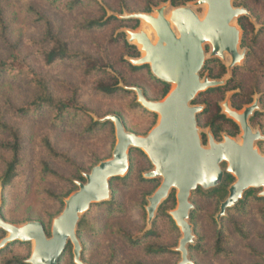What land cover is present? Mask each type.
<instances>
[{
	"label": "rangeland",
	"instance_id": "rangeland-1",
	"mask_svg": "<svg viewBox=\"0 0 264 264\" xmlns=\"http://www.w3.org/2000/svg\"><path fill=\"white\" fill-rule=\"evenodd\" d=\"M66 2L67 0L58 1L55 2L56 5L50 0H30L29 2L0 0V8L3 9L9 23L8 39L12 44L17 45L21 56L49 81L51 91L56 97L68 98L71 89L78 88L80 102L85 106L83 113L78 116L74 113L68 114L66 120L60 125L53 124L45 110L18 116L13 112V107L27 104L33 95V89L23 84L21 78L13 80L6 76L0 81V113L22 137L21 162L15 179L16 184L7 194L8 204L5 212L9 220L17 223L39 220L52 227V218L64 209L63 199L69 197L76 189L74 181L79 180V173H88L100 161L112 157L117 141L115 126L99 128L94 133L88 132L86 128L92 122V117L101 118L109 114H121L126 120L128 129L143 136L158 123L159 116L153 125L154 117L135 105L134 93L119 90L117 96L106 95L98 91V83L114 82L115 78H118L128 85L145 87L153 100L159 101L165 98L162 97L164 86L155 79L150 69L134 71L127 64L136 51L139 52L140 57L144 55L137 44L128 42L127 31L143 28L155 42L157 37L154 30L141 20L136 26L134 20L123 17L140 12L155 14V9L164 4H169L167 10L169 15L173 8L170 2L166 0H83L74 9L66 6ZM193 2L195 0L188 2L187 5L193 7L200 17H204L207 7L194 6ZM28 5H32L44 15V23L29 10ZM234 6L246 7L252 14L249 13V20L245 18L240 22L244 25L245 33L238 19L234 21V24L241 28V44L244 36L240 51L250 50L248 57L245 53V59L234 67L235 80L240 85V89L245 94H251L254 100L263 95L262 107L264 108V3L258 0H235ZM110 15H115L118 19H111L103 28H86L88 20L100 17L106 19ZM49 25L52 33L67 41L73 52H83L94 57L101 64L110 66L105 67L104 72L98 71L92 75H86L84 69L87 64L81 57L58 59L49 64L45 57L46 51L53 47V43L47 38ZM129 44L135 45L136 48H130ZM205 49L207 59L213 58L210 56L211 46L206 44ZM9 55L10 50L7 45L0 42V58H6ZM230 61L231 57L227 56L223 63L228 66ZM234 68L228 70V74L223 78L225 82L232 78ZM232 93L229 92L226 99L221 102L223 113H225L223 103L227 99L230 103ZM260 121L264 130V116ZM205 122L206 120L203 119V123ZM253 129L259 130L258 127ZM209 132V128L200 129V135L207 134L205 146H208ZM241 134L242 130L233 138L240 142ZM224 135L226 133L223 134V139ZM7 141H10L8 133L0 131V144ZM46 141H49L62 154V157L50 154ZM259 142L256 146L264 154V143L259 144ZM63 155L67 159H64ZM9 158L8 149L0 145V175L5 167L4 161ZM44 161H47L61 177L45 176L42 164ZM133 165V173L127 182L112 180L113 197L117 209L112 211L107 206L98 205L102 203L100 202L92 205L91 211L83 215H86V219L92 225L89 233L84 231L80 236L85 242L86 257L92 264H128L135 259H141L147 264H177L181 260V253L177 247L182 232L176 223L178 230L175 229L174 224L166 216H161L157 221L156 230L160 236L155 240L172 247L180 254L178 256L147 254L144 248L128 244L116 232L117 228L122 227L138 237L142 236L151 225L147 222L145 210L148 205L147 198L156 191L158 183L153 181L146 183L142 181L140 175L152 170L154 166L148 156L141 152L134 153ZM223 165L226 167V163ZM144 174L143 177H145ZM155 179L162 181L161 178ZM47 191L58 197L50 196ZM195 204L197 209L194 219V244L197 237L202 238L200 247L192 251V259L195 263L230 264L231 261H237L241 264H264V219L258 213L257 207L231 214V217L228 215L224 220L227 235L233 239L230 249L234 252L233 257L226 258L215 255L213 251L219 213L216 201L200 193L195 197ZM170 211L172 210L168 211L169 214ZM233 219L244 224L249 235L248 239L239 237L235 231ZM2 235L0 231V239ZM27 243H30V246L18 245L19 249L11 251L12 254L22 257L31 255L33 243Z\"/></svg>",
	"mask_w": 264,
	"mask_h": 264
},
{
	"label": "water",
	"instance_id": "water-1",
	"mask_svg": "<svg viewBox=\"0 0 264 264\" xmlns=\"http://www.w3.org/2000/svg\"><path fill=\"white\" fill-rule=\"evenodd\" d=\"M234 1L196 0L194 6L207 7L204 17H200L190 5L173 7L168 15L169 4L156 8V15L140 12L123 17L145 20L157 37L154 42L143 28L127 31L128 42L141 44L145 53L139 58H131L130 62L149 65L157 79L172 85L167 96L159 101L148 100L139 87L131 88L137 93V101L159 116L158 123L143 136L127 131L120 116H105L102 120H110L115 126L117 141L112 157L83 174L85 181L77 182L78 189L65 199L63 211L53 219L51 235H47L39 221L17 225L5 221L0 212V229L7 233L0 241V249L16 240L31 242L33 251L27 262L59 264L71 243L74 262L86 264L81 260L78 225L92 205L110 198V182L128 172L132 148L142 150L154 166L144 176L162 179L156 191L147 198L149 225L159 206L173 190L177 191V206L170 211L182 232L177 247L181 260L177 264H194L188 250L195 238L190 222L194 191L216 188L223 181L225 172L235 177L227 198L220 205L217 221L242 199L245 191L260 189L258 195L264 196V154L256 146L257 142L264 140V135L250 124L251 116L259 109V99L240 111L232 109L227 99L223 103L224 112L239 124L242 141L227 134L222 141H216L209 132L208 146L202 142L197 123V114L203 106L193 104L200 94L225 83L224 79L212 80L208 75L201 76L207 60L206 44L211 46V57L224 62L227 55L231 57L227 66L229 71L245 59L246 51H240L241 28L234 21L248 16L249 12L244 7H235ZM224 163L225 168L222 167Z\"/></svg>",
	"mask_w": 264,
	"mask_h": 264
},
{
	"label": "trees",
	"instance_id": "trees-1",
	"mask_svg": "<svg viewBox=\"0 0 264 264\" xmlns=\"http://www.w3.org/2000/svg\"><path fill=\"white\" fill-rule=\"evenodd\" d=\"M25 1L29 2L30 0H25ZM50 1L51 3H54V4H56L55 2H58V1L63 2V0H50ZM166 1L170 2L172 7H179V6H186L188 2H191L194 0H166ZM258 1H261L264 3V0H258ZM82 2L83 0H67L66 6H68L71 9H74V8H77ZM28 8L33 14L38 16V20L44 23V15L40 11L36 10L32 5L31 6L28 5ZM148 11L150 12L151 9ZM248 12L251 14L249 10ZM245 18L249 20L248 16L244 15L238 19L239 23L241 22L242 19H245ZM111 19H118V17L115 15H110L106 19L103 17L92 18L87 21L86 28L88 29L103 28L109 24ZM122 20H125V19H122ZM129 20H134L137 24L136 26H138L139 24L138 19L131 18ZM240 26L242 30L245 29L244 25H242L241 23H240ZM9 29H10L9 23L7 22L4 16L3 9L0 8V42L5 43L10 50V55L8 57L0 58V81L6 76H8V78L13 79V80H19L21 78L23 84H27L29 87L33 89V95L30 101L23 106H18V107L14 106L13 112L18 116H25L27 114H30L31 112H43L45 110L49 114L50 119L55 125L63 124V122L66 120V116L70 113H74L76 116L83 113L85 111V106L80 102L79 89L72 88L71 94L68 98L62 99V98L56 97L51 91L49 81L45 79V77L41 75L39 72H37L36 69L25 58L21 56L17 45L12 44L11 41L8 39L7 33ZM244 33H245V30H244ZM47 34H48L47 38L51 40V42L53 43V47L50 50L46 51V55H45L46 60L49 64L55 62L58 59L81 57L85 60L87 64L84 69V73L86 75H92L93 73L98 72V71L104 72L106 70L105 67L110 66V65L105 66L104 64H101L97 59H95L94 57L88 54H84L83 52H73L70 49L69 43L67 41L62 40L58 35L52 33L50 25L47 29ZM121 34L122 36L124 35L123 32ZM243 40H244V36H243ZM243 40H242L241 46H243ZM128 46L130 48H136L135 45L133 46L129 44ZM249 52L250 50L246 52V57H248ZM131 56L133 58L140 57L138 51H136L135 55H131ZM127 64L134 71L143 70L146 68L150 69L148 65H134L129 61H127ZM235 71L236 69L234 68L232 70V73H233L232 78L228 79L223 85L215 86V87L208 89L205 93H202L193 102V104L203 106L202 111H200L197 114L198 126L200 127V129L209 128L210 133L213 135L216 141H222L224 133H226L227 135L231 137H236L237 135L241 133L239 124L235 122L233 119L227 117V115L223 113L222 111L221 102H223L226 99L227 94L229 92H233L232 95L230 96V106L233 109H236L239 111L242 110L245 106L254 102V97L251 94H245L240 89V85H238L237 81L235 80V75H234ZM205 74H207L209 78L212 80H221L225 77L226 74H228V68H227V65L223 63V61H221V59L217 57H213V58L206 60L204 68L201 72V76L203 77ZM155 79L164 86L162 97L163 98L166 97L167 94L171 90V85L157 78ZM132 87L141 88L144 96L148 100L158 101V99L153 100L150 98L149 93L145 87L128 85L125 82H122L121 80H119L118 78H115L114 82H100L97 85L98 91L106 95H110V96H117L119 90H124L127 93H134L136 96L135 105L141 107L143 110H145L147 113H149L150 115L154 117V122H153V125H154L158 115L156 113L147 111L144 107H142L140 103L137 102V93L135 90L131 89ZM237 89H239V91H237ZM262 104H263V95H261L259 98V109L256 110L250 118V124L252 127H258L262 135H264V130L262 129L263 127L260 125V122H261L260 120L264 116V108L262 107ZM116 115L121 117L123 124L127 131H131L138 135H141L135 131L128 129V125L123 115L121 114H116ZM104 117H101V118L92 117L93 120L87 126L86 131L94 133L99 128L105 129L110 126L114 128V123L112 121L102 120ZM203 119L206 120L205 123H203ZM0 131L8 133L10 137V141L0 144L4 148L8 149V151L10 152V158L4 161L5 167H4L2 174L0 175V212L2 214V217L5 221L13 223V224H17V225L24 224L28 221H39V220H27L22 223H17V222H13L9 220L5 215V212L7 210V204H8L7 194H8V191L16 184L15 179L18 175L19 164L21 162L22 137L20 133L18 132V130L12 127L4 119V116L1 115V113H0ZM206 138H207V134L203 133L202 141L204 144L207 142ZM263 143H264V140L259 142V144H263ZM46 144H47V148L50 154L62 157V154H60L49 141H46ZM136 152H141L142 154H144L141 150L132 148L130 152L129 170L124 176L119 177L116 180L118 181L122 180L123 182H127V180H129V178L131 177L133 173V168H134L133 159H134V153ZM63 157H65L64 159H67L66 156L63 155ZM42 164H43L44 173L46 174L45 176L54 175V176L61 177V175L56 170H54L47 161L42 162ZM222 167L225 168L224 165ZM144 173L145 172L141 173L140 175L142 181L146 183L151 182V181L156 182L158 183L157 186L159 187L161 182H159L158 179L145 178L143 177ZM83 174H84L83 172L79 173V176H78L79 180L74 181V184L76 186V189L74 191L78 189V185L76 184V181H85ZM113 181L110 182V198L103 201L102 203L98 205L107 206V208H109L110 210L115 211L117 207L115 206L116 201L114 200V197H113V190H112ZM235 181L236 179L233 175L225 172L223 181L216 188H213L210 190H204L202 188H199L197 191H194L192 193L191 201L194 204V208L190 215V222L193 225L194 234H195L194 219H195V212L197 209L196 204H195L196 195L203 193L204 195H207L210 198L214 199L218 205V212H219L221 203L228 196L229 187ZM259 192H260V189L259 190L249 189L245 191L242 199H240L239 202L235 206L227 209L226 216L222 218L219 222L216 221V224L218 225V229H217V233H216V236L213 242V251L215 255L226 257V258H231L234 255V252L230 249V245L233 244V239H230L228 237L227 227L225 226V223H224L225 222L224 220L228 217V215L229 217H231V214H235L241 211H246L248 208L257 207L258 213L264 219V196H259L258 195ZM47 193L50 196H57L50 191H47ZM176 193H177L176 190H173L169 198L166 199L159 206L157 213H156V217L151 223L150 228L145 233H143L142 236L135 237L130 232L123 229L122 227L117 228L116 232L128 244L132 246L144 248V251L147 254L156 255V256H161V255H177L178 256L179 253L176 250H174L172 247L160 244L159 242H156L155 240L157 237L160 236L159 232L156 230V226H157V221L161 216H166L174 224L175 229L178 230L177 226L175 225L174 220L172 219V217L170 216L168 212L169 210L175 209L177 206ZM62 202L65 206V199H63ZM169 205H171V207H169ZM59 214L55 215L52 219H54ZM85 216L82 217L78 225L77 235H78L79 241L82 246L81 260L86 264H92L86 257L85 242L80 237L82 235V232L85 231L86 233H89L92 229V225L90 221L86 219ZM39 222L43 224L47 235L50 236L51 235L50 224L46 225L42 221H39ZM233 223H234L235 231L238 233L239 237L242 239H248L249 235L246 232V229L244 228V224L239 221H235L234 219H233ZM0 231L3 233L2 238L0 239L2 240L5 236H7V233L3 230H0ZM196 239H197L196 243L188 247L189 257L192 261H193L192 251L200 247L201 245L200 240L202 238L197 237ZM21 244L30 246V243H27V242L25 243V242L16 240L14 242L8 243L5 247L0 249V264H30L29 262H27V260L29 259L31 255L22 257L17 254L13 255L11 252L14 250H18L19 249L18 245H21ZM59 264H76L74 262L73 246L71 243L68 244V247L62 254ZM128 264H147V263H145L141 259H135L133 261H129ZM230 264H241V263L237 261H231Z\"/></svg>",
	"mask_w": 264,
	"mask_h": 264
},
{
	"label": "bare ground",
	"instance_id": "bare-ground-1",
	"mask_svg": "<svg viewBox=\"0 0 264 264\" xmlns=\"http://www.w3.org/2000/svg\"><path fill=\"white\" fill-rule=\"evenodd\" d=\"M154 15H156V13L154 14ZM146 25H148V26H150L145 20H142ZM135 43H136V41H135ZM139 47H140V49L142 48V45L141 44H138V43H136ZM144 52V51H143ZM145 54V53H144ZM227 56H229V55H227ZM226 59H227V57H226ZM231 62V61H230ZM231 107V106H230ZM232 108V107H231ZM233 109V108H232ZM241 113V112H240ZM242 141V140H241ZM240 141V142H241Z\"/></svg>",
	"mask_w": 264,
	"mask_h": 264
},
{
	"label": "flooded vegetation",
	"instance_id": "flooded-vegetation-1",
	"mask_svg": "<svg viewBox=\"0 0 264 264\" xmlns=\"http://www.w3.org/2000/svg\"><path fill=\"white\" fill-rule=\"evenodd\" d=\"M201 138H203V133H201ZM203 142V141H202ZM204 144V143H203Z\"/></svg>",
	"mask_w": 264,
	"mask_h": 264
}]
</instances>
